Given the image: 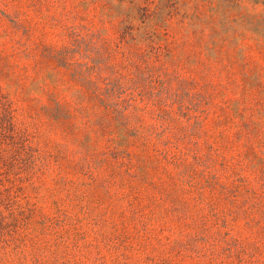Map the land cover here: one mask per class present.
<instances>
[{"label":"rangeland","instance_id":"rangeland-1","mask_svg":"<svg viewBox=\"0 0 264 264\" xmlns=\"http://www.w3.org/2000/svg\"><path fill=\"white\" fill-rule=\"evenodd\" d=\"M145 1L0 0V264H264V38Z\"/></svg>","mask_w":264,"mask_h":264},{"label":"trees","instance_id":"trees-1","mask_svg":"<svg viewBox=\"0 0 264 264\" xmlns=\"http://www.w3.org/2000/svg\"><path fill=\"white\" fill-rule=\"evenodd\" d=\"M243 1L245 0H193L192 4H186V11L181 14L177 5L179 1L171 0V13L175 11L177 15L181 14L183 23L188 22L189 26L200 31L205 26H212V34L207 41V48L216 51L220 41H228V46L237 47V43L246 33L241 32L235 26H249L246 28V32L250 31L264 38V28H261L264 26L263 15L244 13L246 7L243 6ZM248 1L255 8L264 4V0ZM149 4L148 1H145L138 5V9L143 15H159L158 12H163L167 8L166 0H158L156 12H150ZM18 134L11 103L7 101L0 89V176L4 170L8 172L9 166L18 161L17 156L23 155L25 151L23 142H21L22 146H19Z\"/></svg>","mask_w":264,"mask_h":264}]
</instances>
